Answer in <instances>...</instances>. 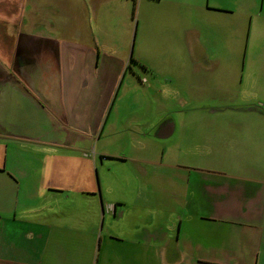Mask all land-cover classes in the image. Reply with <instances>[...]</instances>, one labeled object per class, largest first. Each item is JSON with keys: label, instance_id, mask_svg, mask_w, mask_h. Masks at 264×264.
<instances>
[{"label": "crops", "instance_id": "0c3cea01", "mask_svg": "<svg viewBox=\"0 0 264 264\" xmlns=\"http://www.w3.org/2000/svg\"><path fill=\"white\" fill-rule=\"evenodd\" d=\"M169 1L187 2L191 8L189 19L192 14L213 7H222L217 10L237 17V11L226 1L223 4L220 0ZM2 2L0 13H4L5 19L0 22V264H76V261L77 264H114L113 257L127 259L131 264H136L138 258L148 259L149 264L155 261L156 264H264L262 172L243 175L225 166V162L221 169H201L184 160L183 145L179 156H168L165 147L159 159L143 160L150 167L144 168V173L165 172V187L145 185L143 191L137 187L130 205L127 199L106 203L102 182L97 187L92 173L98 165L96 159L82 152L91 150L95 133L101 124V132L108 124L130 62H143L133 53L126 58L128 41L123 49L126 54L122 55L99 42L88 45L63 40L56 0H32L37 2L35 10L33 5L31 10L24 8L22 3L28 0H15L8 7H3ZM263 4L255 5L254 0H247L244 5L248 38L254 31L253 17H263ZM134 7L136 0L133 18ZM50 10L51 19L47 15ZM47 20L52 24L53 35L36 31V26ZM25 23L31 24L28 30ZM184 32L188 36L185 42L196 48L194 64H230L222 57H214L216 61L210 62L195 22L187 25ZM12 34L16 35L15 42L13 38L7 40ZM197 52L201 54L196 55ZM254 63L259 62L244 57L240 71ZM140 65L148 68L144 63ZM257 77L264 81V75H253L245 86L241 73L238 84L245 89L241 91L236 85L229 89L228 96H221L224 103L232 106H220L214 111L230 108L264 114V99L249 89L253 87L260 92L263 88L264 82L260 84ZM87 105L90 110L86 109ZM99 109L107 114L103 122ZM155 122L153 129L160 138L170 137L177 130L174 119L161 118ZM166 122L169 126L164 129ZM182 124L187 126V122ZM109 125L115 128L118 123ZM99 153L102 159L128 160L122 154ZM26 154L32 157L42 154L44 166H48L46 175L32 189L22 188V180L29 177L20 163ZM77 162L81 163L80 169L73 173ZM53 177L60 179L56 181ZM77 177L81 186L71 184ZM20 194L26 203L21 201ZM46 194L54 204L32 203ZM121 194L128 195L125 191ZM82 199L90 207L88 218L78 206ZM130 211L138 215L129 216ZM114 228L124 234L114 233ZM205 234L213 236L211 243L215 244H205ZM220 236H224V243L220 242ZM111 239L117 242L116 246Z\"/></svg>", "mask_w": 264, "mask_h": 264}, {"label": "rangeland", "instance_id": "374dc122", "mask_svg": "<svg viewBox=\"0 0 264 264\" xmlns=\"http://www.w3.org/2000/svg\"><path fill=\"white\" fill-rule=\"evenodd\" d=\"M31 1L22 3L25 4L26 10H31V5L33 10L37 8V2ZM133 1L56 0L59 10L57 20L62 28L63 40L88 45L89 42L92 44L99 42L103 46L118 50L122 55L126 54L123 49L128 41L126 58L133 53L148 67H142L140 64L143 63L130 62L124 76L120 97L109 115L108 124L102 132L101 124L99 131L95 133L96 140L92 141L91 150L87 148L82 152L96 159L95 163L98 165L93 168L92 173L97 187L100 181L102 182V193L106 203L127 199L130 205L134 202L133 196L136 195L134 191L137 187H140L141 191L145 190V185H150L152 188L165 187V172L162 175L157 172H151L153 174L143 172L144 168H150L143 160L148 157L159 159L165 147V154L168 156H179L180 146L183 145L184 160L201 169H221L225 162V166L233 171L242 172V174L247 172L245 175L254 176V171L264 173V114L238 112L230 108L221 112L214 111L220 106H232L227 102L224 103L221 96H228L229 89L235 85L238 89L241 88V91L245 89L238 84L241 73L244 74L245 86L249 84L253 75H264V34L262 33L264 13L262 18L253 17L254 31H251L248 38L246 35L248 19L243 12L247 0H220L221 4L226 1L227 5L236 10L237 17L217 10L223 9L222 7H213V10L192 14L190 19L191 8L187 2L169 0L156 2L136 0L133 18ZM14 2L15 0L4 1L2 5L3 7H8L10 4L13 6ZM263 3V0H254L255 5ZM251 9L256 11L257 7L251 6ZM42 10L45 11L47 8ZM0 14H2L1 22L5 18L4 13ZM52 14L51 10L48 11L49 19L53 18ZM193 22L200 30L201 45L207 50L209 55L207 58L210 62L216 61L214 57H222L225 63H230L229 65H220L217 62L210 65L194 64L196 48H191L185 42L188 36L184 32L186 26L192 25ZM14 26L13 20L12 33ZM30 27L31 24H26L27 30ZM37 30L46 31L49 35L55 34L48 20L39 27L36 26ZM15 36L12 34V37L7 40L13 38L15 42ZM199 54L201 53L197 52L196 55ZM202 56L205 55L202 53ZM244 57L248 61L257 60V63L262 65L254 63V66H247L244 71H240ZM262 82L264 81L260 80V84ZM261 85L263 88L260 92L253 87L249 89L252 93H259L264 99V83ZM81 94L83 95L84 92ZM89 100V98L86 99V103L89 104ZM259 101L262 100L259 99ZM86 109L90 110L88 105ZM97 112L100 113L103 122L106 112L101 113V109ZM161 118L174 119L177 123V130L172 136L167 138L156 136L157 131L153 129V124ZM114 121L118 123L115 128L109 125ZM183 121L187 122V126H183ZM112 132L115 133L112 134ZM100 151L122 154L128 160L121 162L110 157H105L103 160L99 155ZM76 153L81 154L78 151ZM41 162H43L42 165H40ZM20 163L29 174L28 178L22 180L23 189L26 187L32 189L48 170V166H44L45 159L42 158V154L37 157L26 154L21 158ZM52 163L53 161L50 163V168ZM59 164L62 165L61 162ZM74 165L73 173L80 169L81 163L77 162ZM135 169H138L140 173ZM161 171L165 169L162 168ZM53 179L57 181L60 178L53 177ZM71 184L81 186L78 177L72 179ZM123 191L128 194L126 197L121 194ZM23 196H20L21 201L26 203L22 200ZM50 197L47 194L40 195L32 203L54 204ZM78 206L84 212L83 216L88 218L90 211L88 202L82 199ZM67 212L69 211L65 213ZM129 214L132 217L138 215L137 212L133 214V211ZM106 219H109V216ZM113 232L124 234L117 228H114ZM233 236L236 238L235 235ZM223 238L224 236H220L221 243L225 241L222 240ZM203 239L207 245L215 244L211 243L213 236L205 234ZM111 240L116 246L117 242L114 239ZM216 254L213 253L214 256ZM112 259L114 264H131L127 259L116 257ZM135 260H137L136 264H149L146 258ZM153 264H156V261Z\"/></svg>", "mask_w": 264, "mask_h": 264}, {"label": "flooded vegetation", "instance_id": "af4514ba", "mask_svg": "<svg viewBox=\"0 0 264 264\" xmlns=\"http://www.w3.org/2000/svg\"><path fill=\"white\" fill-rule=\"evenodd\" d=\"M165 124H166V125H165V128H164V129H166V128L169 126V125H168V122H166Z\"/></svg>", "mask_w": 264, "mask_h": 264}, {"label": "trees", "instance_id": "16d2710c", "mask_svg": "<svg viewBox=\"0 0 264 264\" xmlns=\"http://www.w3.org/2000/svg\"><path fill=\"white\" fill-rule=\"evenodd\" d=\"M134 11H135V7H134Z\"/></svg>", "mask_w": 264, "mask_h": 264}]
</instances>
